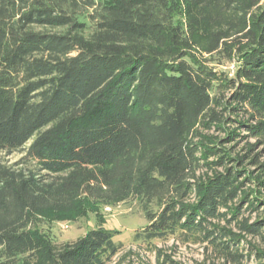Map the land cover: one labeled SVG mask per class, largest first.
Here are the masks:
<instances>
[{
	"label": "trees",
	"instance_id": "obj_1",
	"mask_svg": "<svg viewBox=\"0 0 264 264\" xmlns=\"http://www.w3.org/2000/svg\"><path fill=\"white\" fill-rule=\"evenodd\" d=\"M84 198L140 200L135 243L264 264V0H0V257L112 264V229L36 228Z\"/></svg>",
	"mask_w": 264,
	"mask_h": 264
},
{
	"label": "rangeland",
	"instance_id": "obj_2",
	"mask_svg": "<svg viewBox=\"0 0 264 264\" xmlns=\"http://www.w3.org/2000/svg\"><path fill=\"white\" fill-rule=\"evenodd\" d=\"M205 58L217 60L211 62L209 66L229 73L230 77L234 75L235 66L239 61L236 58L230 62L223 57L209 55H205ZM242 134L246 135L243 131ZM250 142L255 143V140L250 139ZM244 144L245 142L238 149L241 150ZM260 150L262 149L259 147L257 151ZM20 157L19 154H14L8 157V160L14 163ZM153 207L150 208L153 209ZM257 216V214L252 215L251 222H254ZM37 220L36 228L57 244L72 242L94 228L105 227L114 230L115 234L119 236L117 239L124 243V251L113 259L112 264H233L220 258L212 249H205L201 245L182 243L177 239L165 242L156 241L154 249L133 242L134 235L143 231L148 225L143 203L138 199H131L114 206H104L84 198L73 211L47 213L39 216ZM247 240L255 245L260 242L259 238H248ZM242 246L244 255L251 253L248 243L244 242ZM155 249L161 251L159 257ZM0 264H37V262L31 259L30 254H26L10 259L0 257ZM241 264H257V262L252 255L250 258L244 259Z\"/></svg>",
	"mask_w": 264,
	"mask_h": 264
}]
</instances>
